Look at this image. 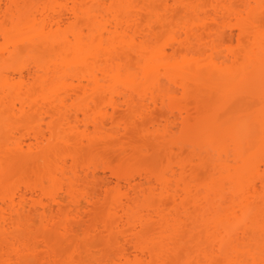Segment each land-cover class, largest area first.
<instances>
[{
    "label": "bare ground",
    "instance_id": "obj_1",
    "mask_svg": "<svg viewBox=\"0 0 264 264\" xmlns=\"http://www.w3.org/2000/svg\"><path fill=\"white\" fill-rule=\"evenodd\" d=\"M262 97L264 0H0V264H262Z\"/></svg>",
    "mask_w": 264,
    "mask_h": 264
},
{
    "label": "rangeland",
    "instance_id": "obj_2",
    "mask_svg": "<svg viewBox=\"0 0 264 264\" xmlns=\"http://www.w3.org/2000/svg\"><path fill=\"white\" fill-rule=\"evenodd\" d=\"M259 102V101H258ZM256 100L254 103H258ZM258 108V107H257ZM251 109V111L254 113L257 112L256 109ZM260 108V107H259ZM258 113V112H257ZM122 145L126 147V151L130 152L131 149L135 148L136 150H142V152L139 154L140 161L135 163L131 166V168H144L146 166H149L151 162H155L156 159L160 161L159 158H161L163 154L160 155L157 154V158L154 157V159H148L149 155L152 154L155 148V143L144 136H140L137 134H134L130 138H126L125 136H121ZM79 152V158H80V167L84 166H91L96 167L97 170L100 173H103L106 177H111V171L110 167L119 165L123 158L120 159V155L117 152V147L109 146V145H102V143H98L95 145L87 146L83 145L80 146L78 149ZM160 156V157H159ZM163 158V157H162ZM121 160V161H120ZM152 160V161H151ZM158 161H156L158 163ZM263 168V166H261ZM257 184L259 185V182L257 181Z\"/></svg>",
    "mask_w": 264,
    "mask_h": 264
},
{
    "label": "snow or ice",
    "instance_id": "obj_3",
    "mask_svg": "<svg viewBox=\"0 0 264 264\" xmlns=\"http://www.w3.org/2000/svg\"><path fill=\"white\" fill-rule=\"evenodd\" d=\"M262 101H264V97H262ZM210 264H215V262H210ZM262 264H264V261H262Z\"/></svg>",
    "mask_w": 264,
    "mask_h": 264
}]
</instances>
